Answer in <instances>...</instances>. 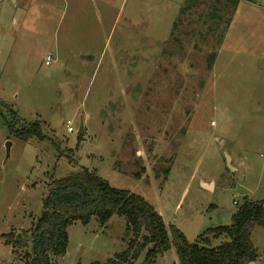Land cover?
Segmentation results:
<instances>
[{
    "label": "rangeland",
    "instance_id": "1",
    "mask_svg": "<svg viewBox=\"0 0 264 264\" xmlns=\"http://www.w3.org/2000/svg\"><path fill=\"white\" fill-rule=\"evenodd\" d=\"M0 101L46 137L16 139L0 115V235L28 234L51 181L83 170L143 197L189 243L230 224L236 183L264 205V0H0ZM111 217L69 225L52 264L125 250V218ZM249 235L264 263V228ZM28 245L0 238V264H27ZM173 263L171 243L154 264Z\"/></svg>",
    "mask_w": 264,
    "mask_h": 264
},
{
    "label": "trees",
    "instance_id": "2",
    "mask_svg": "<svg viewBox=\"0 0 264 264\" xmlns=\"http://www.w3.org/2000/svg\"><path fill=\"white\" fill-rule=\"evenodd\" d=\"M212 58L213 55H210L209 65ZM0 105L7 110L6 103L0 101ZM0 115L7 133L16 139L46 138L39 122L21 119L12 109H8L6 115L0 111ZM114 214L125 218V229L132 238L125 250L115 253L102 264H132L143 252L140 264H154L156 256L167 251L171 243L177 264H249L256 262L257 258L249 228L252 224L264 228L263 203L251 201L244 195L242 203L231 216L230 224L207 228L192 243L174 226H170L169 237L161 215L143 197L128 190L116 189L94 172L83 170L78 176L69 175L51 181L42 200L40 216L28 234L16 238L22 240V237H28L30 257L27 264H52V257L62 256L66 251L69 225L75 221L86 224L95 216L103 226ZM220 235L227 239L210 245V237ZM0 238L12 249L17 241L11 232L0 235Z\"/></svg>",
    "mask_w": 264,
    "mask_h": 264
},
{
    "label": "water",
    "instance_id": "3",
    "mask_svg": "<svg viewBox=\"0 0 264 264\" xmlns=\"http://www.w3.org/2000/svg\"><path fill=\"white\" fill-rule=\"evenodd\" d=\"M85 58H88L85 56ZM77 134L78 135H83L84 134V124H83V119L80 117V121H79V126H78V130H77ZM12 146V141L11 140H6L5 142V159H7L10 155V148ZM227 166L234 171V168L230 165V160L227 157ZM230 192L234 193V194H238V195H246L247 193H249V190L246 189L245 187L239 185L238 183L235 184L234 188L230 189ZM249 264H255L254 262H251Z\"/></svg>",
    "mask_w": 264,
    "mask_h": 264
},
{
    "label": "built area",
    "instance_id": "4",
    "mask_svg": "<svg viewBox=\"0 0 264 264\" xmlns=\"http://www.w3.org/2000/svg\"><path fill=\"white\" fill-rule=\"evenodd\" d=\"M50 55H47L46 60L44 61L45 65H48L50 63ZM211 124H214V122H211ZM65 128H66V132L71 133L74 131L73 125L71 120H66L65 121ZM263 159H264V154L262 155Z\"/></svg>",
    "mask_w": 264,
    "mask_h": 264
},
{
    "label": "crops",
    "instance_id": "5",
    "mask_svg": "<svg viewBox=\"0 0 264 264\" xmlns=\"http://www.w3.org/2000/svg\"><path fill=\"white\" fill-rule=\"evenodd\" d=\"M208 185H212V183H207ZM234 204H237L236 202H233ZM110 219H112V217H110ZM109 219V220H110ZM252 242V241H251ZM253 244V243H252ZM254 245V244H253ZM255 247V246H254ZM256 249V247H255ZM259 257L256 258V262H254L255 264H264L261 259H258Z\"/></svg>",
    "mask_w": 264,
    "mask_h": 264
}]
</instances>
